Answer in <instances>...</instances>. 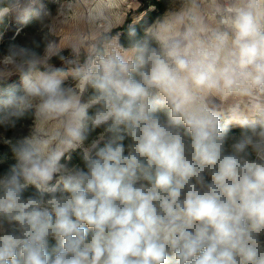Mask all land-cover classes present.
I'll list each match as a JSON object with an SVG mask.
<instances>
[{
	"label": "clouds",
	"instance_id": "1",
	"mask_svg": "<svg viewBox=\"0 0 264 264\" xmlns=\"http://www.w3.org/2000/svg\"><path fill=\"white\" fill-rule=\"evenodd\" d=\"M12 15L40 28L0 50V264H264V0H175L126 43Z\"/></svg>",
	"mask_w": 264,
	"mask_h": 264
},
{
	"label": "rangeland",
	"instance_id": "2",
	"mask_svg": "<svg viewBox=\"0 0 264 264\" xmlns=\"http://www.w3.org/2000/svg\"><path fill=\"white\" fill-rule=\"evenodd\" d=\"M49 10L52 15L47 22V27L54 33L62 46L72 45L77 38L83 36L85 41L94 40L98 35L108 29H114L124 23V21L130 16L133 21L137 20L140 14L137 12L139 2L137 0H40ZM202 3H207V0H202ZM175 0H172L170 6H174ZM169 6V7H170ZM38 7V5H37ZM35 22L30 23V30L33 31L27 35L19 34L16 37L19 23L24 22L18 19L15 15L9 17L3 31H0L1 37L7 33L12 32L11 40L15 38L17 42H25L29 37L35 35L40 28V22L35 17ZM18 23V24H17ZM70 50L64 49L63 54L69 55ZM53 63L56 66H60V62L53 58ZM8 83L10 86L19 85V75H13L6 81L0 82V84ZM0 92L2 89L0 87ZM163 115V113L161 114ZM32 124V118L26 117L17 126V130L9 131L7 137L15 144L22 135H26L29 126ZM230 135L239 134L241 129L237 126L231 128ZM12 145L0 143V161L5 171L9 164L14 163L12 158ZM70 164H79L83 166V160L80 150H76L70 153ZM35 190L31 189L28 195Z\"/></svg>",
	"mask_w": 264,
	"mask_h": 264
},
{
	"label": "trees",
	"instance_id": "3",
	"mask_svg": "<svg viewBox=\"0 0 264 264\" xmlns=\"http://www.w3.org/2000/svg\"><path fill=\"white\" fill-rule=\"evenodd\" d=\"M139 2V7L137 9V12L140 14V16L137 18V20L133 21V19L129 16L122 25L114 28L112 31L114 32H120L123 33L124 35H122L121 39L123 42H127V32L129 27H134L136 29L137 32L143 34L145 28L149 25H151L155 19L160 16L162 13H164L170 6L172 0H137ZM5 2V0H0V5H2ZM34 15H31L29 17V19L27 20V22H22L19 23L20 25H18V31L16 33V37H18L19 34H24L27 35L33 31L30 30L29 26L30 23L35 22L36 19H32ZM10 17V16H9ZM9 17H6L4 19L3 22H0V31H3L7 22L9 21ZM18 24V23H17ZM12 37V32L11 33H7L6 35H4L3 37H1V42H0V50H3L7 44L12 41L10 38ZM14 37V38H16ZM0 87L2 89V92L4 90L16 87L18 88L19 85H14V86H10L8 83H3L0 84ZM162 114V113H161ZM21 122V121H20ZM232 131H230L231 133ZM10 139V137H9ZM3 165L0 163V173H3ZM34 189L32 187H29L26 192L25 195H28V192ZM35 190V189H34ZM56 245V241L55 240H50L49 242V248L51 250L52 247H54Z\"/></svg>",
	"mask_w": 264,
	"mask_h": 264
}]
</instances>
